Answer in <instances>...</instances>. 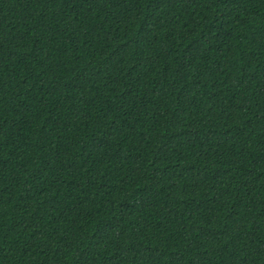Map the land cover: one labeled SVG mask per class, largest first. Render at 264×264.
Wrapping results in <instances>:
<instances>
[{
	"label": "trees",
	"instance_id": "1",
	"mask_svg": "<svg viewBox=\"0 0 264 264\" xmlns=\"http://www.w3.org/2000/svg\"><path fill=\"white\" fill-rule=\"evenodd\" d=\"M0 264H264V0H0Z\"/></svg>",
	"mask_w": 264,
	"mask_h": 264
}]
</instances>
